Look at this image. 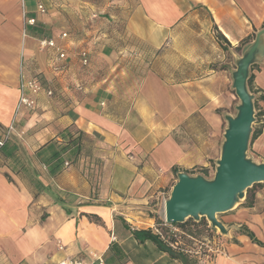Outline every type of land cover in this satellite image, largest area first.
Returning a JSON list of instances; mask_svg holds the SVG:
<instances>
[{"label": "crops", "instance_id": "obj_1", "mask_svg": "<svg viewBox=\"0 0 264 264\" xmlns=\"http://www.w3.org/2000/svg\"><path fill=\"white\" fill-rule=\"evenodd\" d=\"M43 38L64 51L62 71ZM256 43L248 71L264 94V0H0V129L13 127L27 166L13 174L0 154V264H183L133 231L157 235L152 214L178 174L213 178L238 107L233 77ZM20 75L53 90L31 95L34 111L15 113ZM67 129L82 134L80 150L52 175L36 154ZM223 221L262 246L228 241L221 222L223 253L209 264H264V210Z\"/></svg>", "mask_w": 264, "mask_h": 264}, {"label": "water", "instance_id": "obj_2", "mask_svg": "<svg viewBox=\"0 0 264 264\" xmlns=\"http://www.w3.org/2000/svg\"><path fill=\"white\" fill-rule=\"evenodd\" d=\"M257 43L238 63L233 77V88L240 105L237 114L227 121L221 157L211 180L202 176L180 173L170 196L164 203V221L184 223L187 219L205 218L222 233L225 229L216 219L217 214L230 211L245 190L264 183V163L255 164L246 158L248 139L254 120L252 97L247 91V79L252 55Z\"/></svg>", "mask_w": 264, "mask_h": 264}, {"label": "trees", "instance_id": "obj_3", "mask_svg": "<svg viewBox=\"0 0 264 264\" xmlns=\"http://www.w3.org/2000/svg\"><path fill=\"white\" fill-rule=\"evenodd\" d=\"M254 82V75L250 74L247 79V87L249 91L252 93ZM259 101L264 104V95L261 94L259 96ZM261 132L255 131L252 133L251 141L255 140L259 137ZM82 134L77 131H72L70 129L65 130L60 136L61 142L53 141L48 144L45 148H41L37 154L36 158L43 163L48 172L52 175L57 174L63 166L65 167V161H63L62 156L66 153L69 157H74L79 153L80 144H81ZM0 142L2 145L0 146V154L6 160V167L13 173L18 175L21 172L27 171V166L25 165L22 156L18 150V147L15 143L10 142V137L7 138L5 132L0 129ZM33 184H35V188L40 191V184L37 180H31ZM259 185V184H254ZM246 202L248 203V207H251L252 204V196L248 195L246 197ZM155 218L157 228L162 227L163 220H160L156 217V215L152 214ZM161 225V226H160ZM173 226L177 227L181 232H183L186 236L193 238L194 240L208 238L211 239L214 237V230L210 228L207 221L204 218H201L198 221L188 219L184 223L173 224ZM163 229V228H162ZM162 229H160L162 231ZM241 235L247 236L250 240H252L255 244L261 245L254 238L253 234L248 230L247 227H244L242 231L239 233ZM133 236L138 241H151L153 242L161 251L168 253L174 259H178L183 264H197V261L190 260L186 255L182 253H175L165 245L159 239L158 235H154L150 230H140L133 231ZM164 237L167 240L173 241L171 235L164 232ZM201 239V240H202ZM187 244L191 243L190 240L187 239ZM192 245V244H191Z\"/></svg>", "mask_w": 264, "mask_h": 264}, {"label": "built area", "instance_id": "obj_4", "mask_svg": "<svg viewBox=\"0 0 264 264\" xmlns=\"http://www.w3.org/2000/svg\"><path fill=\"white\" fill-rule=\"evenodd\" d=\"M37 11L39 13H44L43 6H38ZM26 23L28 25H34L35 20L30 18L26 19ZM67 35L64 33L61 35V38H66ZM39 48L42 50L52 49L55 51V57L52 60V67L55 71H62L64 68L63 65L60 63L65 59V53L61 50L57 45L56 42L51 38H43L39 41ZM80 64L83 67L88 66V53L84 50H81L78 54ZM60 62V63H59ZM41 82L36 79H26L24 75H20L19 80V97L16 106L15 113H18L22 109H26L27 111H34L36 109V101L34 100L31 95H37L40 92L44 91L47 96L53 95V90L51 89H43ZM13 127L9 126L6 131L5 135L7 138L10 137L12 133ZM2 142H0V146ZM68 164L65 163V166ZM163 229L169 228V234L172 236L173 241L167 240L164 237V233L161 230L157 229V235L165 242L169 243V246L175 250L182 251L187 253L195 258H198L199 261H205V263H210L212 259L218 255L223 253L222 243H220L216 237H212L211 239H202V240H194L191 237L186 236L183 232H181L176 227H171L165 221L162 224ZM190 240L191 243L187 244L186 241ZM111 241H115V238L112 236ZM192 244V245H191ZM56 264H88L82 260H60ZM98 264H104L102 260H98Z\"/></svg>", "mask_w": 264, "mask_h": 264}, {"label": "rangeland", "instance_id": "obj_5", "mask_svg": "<svg viewBox=\"0 0 264 264\" xmlns=\"http://www.w3.org/2000/svg\"><path fill=\"white\" fill-rule=\"evenodd\" d=\"M242 56H243V54L241 55V57ZM249 75H250V72L248 74V77H249ZM260 81H261L262 87L264 89V71H263V74H262ZM247 91L252 97L253 110H254V114H253L254 120H253V123L251 126V132H250L249 139H248L246 158L255 164H262V163H264V104L261 101H259L258 98L261 94H263V92H260L258 89H256L254 83H253L252 93L249 91L248 87H247ZM239 105H240V101L237 98V106H239ZM236 114H237V111H236ZM258 130L261 132V134L259 135V137L257 139L251 141L252 133L255 131H258ZM258 184L259 185H255V186L252 185L250 188L245 190L243 198L237 200L236 204L233 206V208L230 211L216 215V219L219 223L222 222L225 225L229 224L230 226H233L232 237H231V239H228V241H232V242L235 241L234 236L236 234H239L242 231V229L246 226L243 223H236V224L235 223H226L225 221H223L224 217L229 216L231 213H233L237 210H245V212L248 211V212H254V213L263 212V210H264V183H258ZM248 195L252 196L251 207H248V203L246 202V197ZM163 210H164V208H163ZM163 210L161 208H158V213H157L156 217L159 218L160 220H163V222H164V211ZM207 223L210 226V228H212L214 230V237H216V239L220 243H225V241L223 239L225 236L223 234L224 232L222 233L218 228L212 227L210 222L207 221ZM162 228L163 227H160V228L158 227V230H160ZM161 232L164 233V230L162 229ZM201 239H199V240H201ZM258 246H262V244L258 245Z\"/></svg>", "mask_w": 264, "mask_h": 264}]
</instances>
